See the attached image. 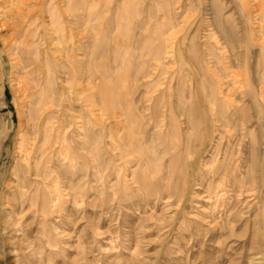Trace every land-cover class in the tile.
Listing matches in <instances>:
<instances>
[{"label":"rangeland","instance_id":"374dc122","mask_svg":"<svg viewBox=\"0 0 264 264\" xmlns=\"http://www.w3.org/2000/svg\"><path fill=\"white\" fill-rule=\"evenodd\" d=\"M22 1L38 41H52L57 86L47 109L72 145L68 160L59 147L54 154L66 202L43 233L41 213L11 212L29 107L8 51L15 35L0 28L3 264L33 252L15 248L18 224L34 231L35 264H264V0ZM105 87L112 105H103ZM69 170L83 173L81 200L76 185L65 187Z\"/></svg>","mask_w":264,"mask_h":264},{"label":"bare ground","instance_id":"6f19581e","mask_svg":"<svg viewBox=\"0 0 264 264\" xmlns=\"http://www.w3.org/2000/svg\"><path fill=\"white\" fill-rule=\"evenodd\" d=\"M3 1L5 2L4 4L6 5V7L3 5L4 9L2 10L0 8L1 9L0 19L3 22L2 24H0V28L3 29L5 27L11 26L13 34L15 35V40L13 41L14 43L11 44L12 45L11 50L8 49V51L9 52L11 51L13 53L12 55L19 57L20 59V60L18 59V61L20 62L17 64L18 68L16 67L17 68L16 70L19 69L18 73L23 72V75H22L23 78L21 77H20L21 79L19 78L20 79L19 85H20L21 91L23 92L24 96L27 99V104L29 107V124L27 126V130L25 131V134H23L20 138V142L17 147L19 157H18L16 166L13 170L15 189L13 191L11 190L13 192L12 193L13 197L10 199V205H12L11 212L14 214L19 209L20 213L23 214L24 217L26 216V214L28 215V212H29V217L34 219V221L40 216L39 214L41 213L43 217L42 231L43 233H46L47 231L46 224L48 220L51 219L57 213V209L58 208L61 209V206L64 205V202H66L61 199V195L59 194L60 188H62L60 187L62 183H60L59 180L56 178L57 174H55V168H54L55 166L54 154H56V150L59 147L58 148L59 151L57 152V155L59 157L63 156V159L66 160L68 157L67 154H69V148L71 147L72 144L70 145L69 142H67L68 137L65 135L67 130L69 129H67L65 132L66 128L65 129L62 128V130H60L59 132H56L53 129V127H51V121H53L52 120L53 116L49 115L50 111L47 109L48 105L55 104L54 93H56L55 86H57L56 85L57 83L55 84L56 75L52 71L53 68L51 67L50 56H49L50 46L52 45V41L51 39L43 40L44 45L46 46L44 47L45 49H43L42 47L43 49L42 51L41 46H44V45H42L41 43L42 41H38V37L40 35L38 34V29H37L38 24L37 26L35 25L34 27L35 17L26 15L25 13L26 2L22 0H3ZM29 14H31V12H29ZM9 21H12L11 24H9ZM51 26L52 25L50 24V26L48 25L47 27H51ZM47 32H48L47 35L49 37H50V34L55 33L54 29L53 30L50 29ZM3 41H4L5 46L7 47L6 45L7 40H3ZM23 55L24 57L26 56L27 58H29L31 60V63L35 62L36 65L39 64L38 65L39 67L37 66V68L34 67L33 69H31L32 64L24 63L23 60L21 59ZM43 62H45L43 64L44 68H40L41 63ZM43 78L46 81L45 86H43L44 84L42 85L41 83L43 82ZM105 90H107L108 95H110L111 98L109 97L107 103L104 100L103 105L104 106L107 105L110 101L112 105V102H114V98H115V97H112V90H110L108 87H105ZM75 93H78V92H75ZM79 94L77 95L78 97H80ZM74 95H75L74 98L77 97L76 94ZM75 99L77 100V98ZM255 106L259 107L257 104H255ZM65 118H66L67 123L73 126L74 125L77 126V124L75 123V119L67 117V116ZM78 119L80 120L81 117H78ZM258 119H259L258 126L262 128L264 125L263 124L264 123V108L259 109ZM219 121L220 120H217L216 123ZM206 123H208L211 126V128H213L214 132L216 131L215 129L216 126L211 125L210 118L206 120ZM228 126L229 125H225L224 129L230 130ZM69 128L71 129V127ZM84 129H85L84 124L81 122L78 123V127H75L73 130V135H75L77 138H82L83 137L82 131ZM209 141L210 140H208V143ZM38 144L40 146H38ZM212 145H213V141H210L208 146L210 147ZM201 152H203L202 154L204 155L205 153L204 150H202ZM218 156L219 154L217 152V156L214 159L215 162L217 161ZM68 168L71 170V167H68ZM70 170L68 171L69 175L67 174V177L65 178L66 180V183L64 182V184H66L65 187L68 189H73L74 186L76 185L77 189L79 190V195L77 194L78 195L77 197H80V200H81L85 195V191L81 190L84 184L83 185L80 184V182H82L83 173L81 176H79L76 174V172L71 173ZM75 175L77 176L78 180L76 184H73L75 181L74 180ZM80 200L77 199L76 202L78 203ZM16 220L18 219H15V222ZM20 221L21 220H18L16 223L9 221L8 225L14 226ZM23 221H24V218H23ZM17 229H18L17 230L18 232L20 231L23 233L24 238L21 239L18 242V244L15 245V248L20 251H25V250H30V249H32L33 251L29 255H23L25 260L19 261L17 262V264H35L36 261H38V259H36V253L33 250L34 243H33V240L31 239V236L33 235L34 231L30 230L29 228H28L29 230H24L21 228L19 224L17 226ZM47 243H48V246L52 247V243L49 238H48ZM3 262L4 261L0 259V264H3Z\"/></svg>","mask_w":264,"mask_h":264}]
</instances>
